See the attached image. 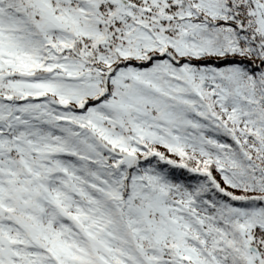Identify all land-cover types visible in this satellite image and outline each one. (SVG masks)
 <instances>
[{
    "label": "snow or ice",
    "instance_id": "snow-or-ice-1",
    "mask_svg": "<svg viewBox=\"0 0 264 264\" xmlns=\"http://www.w3.org/2000/svg\"><path fill=\"white\" fill-rule=\"evenodd\" d=\"M0 264H264V0H0Z\"/></svg>",
    "mask_w": 264,
    "mask_h": 264
},
{
    "label": "trees",
    "instance_id": "trees-1",
    "mask_svg": "<svg viewBox=\"0 0 264 264\" xmlns=\"http://www.w3.org/2000/svg\"><path fill=\"white\" fill-rule=\"evenodd\" d=\"M70 238H71V236H72V238H76V239H78V237H74V234H67Z\"/></svg>",
    "mask_w": 264,
    "mask_h": 264
}]
</instances>
